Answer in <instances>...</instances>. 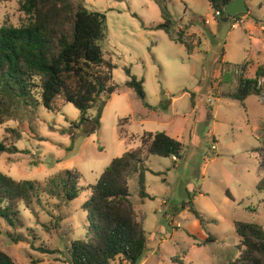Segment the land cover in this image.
Instances as JSON below:
<instances>
[{
  "label": "rangeland",
  "instance_id": "rangeland-1",
  "mask_svg": "<svg viewBox=\"0 0 264 264\" xmlns=\"http://www.w3.org/2000/svg\"><path fill=\"white\" fill-rule=\"evenodd\" d=\"M75 1L107 16L101 45L105 58L116 66L117 90L94 132L93 121L71 128L80 119L73 103L59 112L43 106L11 107L14 113L8 117L14 119L0 124V141L19 151L0 156V171L44 185L51 176L75 169L82 172L81 184L87 188L114 158L140 146L146 132H166L183 142V157L149 155L151 170L145 176L151 197L141 198L137 181L130 183L131 201L149 238L140 264H252L234 263L241 240L234 223L253 222L264 228V192L258 189L264 177V89L262 95L249 96L244 106L228 96L239 83L237 75L226 81L222 67L249 60L245 74L255 77L257 68L264 66V31L256 22L264 21V0H247L249 12L229 22L213 15L208 0H166L175 31L185 30L194 42L192 53L164 30L151 28L162 21L155 0ZM24 3L0 0V26L27 23ZM236 22L238 28L233 27ZM126 68L145 80L153 109L126 86ZM260 82L264 87V77ZM96 113L91 109L88 115L93 118ZM12 128L21 132L20 139ZM90 194L84 189L70 202L42 194L31 207L19 205L15 226L0 215V248L17 264H68L71 242L87 236L83 205ZM191 206L205 219L202 231L197 230L200 220ZM40 247L55 253H44Z\"/></svg>",
  "mask_w": 264,
  "mask_h": 264
},
{
  "label": "trees",
  "instance_id": "trees-1",
  "mask_svg": "<svg viewBox=\"0 0 264 264\" xmlns=\"http://www.w3.org/2000/svg\"><path fill=\"white\" fill-rule=\"evenodd\" d=\"M155 1L160 7L162 21L153 26L144 23V26L164 30L172 40L192 53L194 42L186 38L185 30L175 31V19L166 0ZM208 1L213 9L224 13L232 0ZM23 6L30 16L27 23L0 26V124L14 119L8 115L14 113L11 107L15 105V109L43 106L59 112L66 103H73L80 110V119L73 121L71 128L78 129L93 121L91 132H94L100 127L107 101L117 90L113 83L116 66L105 58L101 45L108 30L106 14L75 0H25ZM239 15L241 13L229 21ZM248 65L249 60L234 65V68H228L230 63L222 67L226 81L235 75L236 67L242 68L237 76L239 83L228 96L244 106L249 96L262 95L264 89L260 82L264 77V66L257 68L255 77H247ZM126 72L129 76L126 86L135 90L145 106L153 109L147 102L145 80L133 75L130 68H126ZM59 102L62 104L58 105ZM91 109L97 111L93 118L88 115ZM12 131L21 138V132L14 128ZM63 133L68 130L64 129ZM71 134L74 138L75 134ZM183 148L179 138L166 132H146L139 148L114 158L97 182L87 188L81 184L82 172L75 169H65L51 176L44 185L34 180H16L0 171V215L15 226L21 203L31 207L34 199L42 194L70 202L82 190H90L83 205L87 212V236L71 242L67 263L116 264L119 261L140 264L148 250L149 238L131 201L130 183L132 179L137 181L141 198L151 197L146 191L145 176L151 170L147 165L149 155L177 160L183 157ZM18 151L17 146L7 147L0 141V156ZM258 189L264 192V177L258 183ZM190 209L204 227L202 214L194 206ZM234 224L241 239L240 256L234 263L264 264V228L253 222L235 221ZM39 249L44 253H55L44 247ZM0 264L17 263L0 248ZM179 264L185 263L180 261Z\"/></svg>",
  "mask_w": 264,
  "mask_h": 264
},
{
  "label": "water",
  "instance_id": "water-1",
  "mask_svg": "<svg viewBox=\"0 0 264 264\" xmlns=\"http://www.w3.org/2000/svg\"><path fill=\"white\" fill-rule=\"evenodd\" d=\"M249 11L246 0H232L224 10L222 20L228 22L230 18Z\"/></svg>",
  "mask_w": 264,
  "mask_h": 264
},
{
  "label": "built area",
  "instance_id": "built-area-1",
  "mask_svg": "<svg viewBox=\"0 0 264 264\" xmlns=\"http://www.w3.org/2000/svg\"><path fill=\"white\" fill-rule=\"evenodd\" d=\"M213 15L217 18H221L223 16V13H221L219 10H215V12L213 13ZM240 26V22H236L233 24L234 28H238ZM242 72V68L241 67H237L235 68V74L238 76L240 73Z\"/></svg>",
  "mask_w": 264,
  "mask_h": 264
},
{
  "label": "crops",
  "instance_id": "crops-1",
  "mask_svg": "<svg viewBox=\"0 0 264 264\" xmlns=\"http://www.w3.org/2000/svg\"><path fill=\"white\" fill-rule=\"evenodd\" d=\"M246 2H247V0H246ZM249 12V11H248ZM247 15H250L249 13L247 14ZM247 15H246V17H247ZM243 21H246V20H243ZM260 22V24H262V27H261V29H262V31H264V21L262 20V19H260V18H257L256 19V22ZM250 36H252V35H250ZM193 39V38H192ZM196 43V42H195ZM256 52L258 51V50H256V49H254ZM141 146V145H140ZM140 146H138L137 148H139ZM137 148H135V149H132V150H136ZM196 225H197V230L199 229L200 231H202L203 229H202V226H201V224L199 223V222H197L196 223Z\"/></svg>",
  "mask_w": 264,
  "mask_h": 264
}]
</instances>
